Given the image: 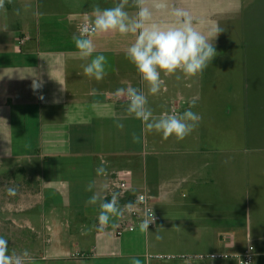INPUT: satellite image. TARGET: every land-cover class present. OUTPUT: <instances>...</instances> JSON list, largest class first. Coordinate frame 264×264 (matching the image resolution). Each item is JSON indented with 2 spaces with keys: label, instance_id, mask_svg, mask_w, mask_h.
Wrapping results in <instances>:
<instances>
[{
  "label": "crops",
  "instance_id": "crops-1",
  "mask_svg": "<svg viewBox=\"0 0 264 264\" xmlns=\"http://www.w3.org/2000/svg\"><path fill=\"white\" fill-rule=\"evenodd\" d=\"M118 2L5 0L0 8V165L5 170L14 166L8 169L14 178L22 173L40 185L39 199L24 221L36 234L29 241L35 247H27L28 264H133L134 260L152 264L149 259L157 255L143 253L163 243L169 247L159 255L174 254L178 245L207 248L205 254L235 253L253 245L256 264H264V160H252L256 171L245 175L233 172L238 164L233 158L225 164L226 171L219 161L211 166L201 159L196 166L213 172L191 169L182 174V158L176 157L187 140L165 141L153 131L155 139L149 143L146 123L127 112L126 97L116 95L117 89L130 85L148 98L147 85L125 56L134 36L92 37L93 57L107 58L106 75L96 81L83 74L82 65L89 60L81 58L72 36L84 20L91 21L95 5L105 9ZM243 4L244 0H168L169 10L188 11L203 32L215 25L227 29ZM125 10L132 17L137 12L131 0ZM154 20L167 22L169 17L156 13ZM181 77L165 78L171 84L188 81ZM34 78L43 81L35 92ZM175 98L182 97L150 95L147 107L156 118L167 109L168 114L180 115L176 111L180 100ZM116 122L124 127L118 129ZM133 135L138 138L135 143ZM204 150L208 149L199 151ZM200 152L196 150L197 155ZM102 162L106 174L97 175ZM176 170L179 175L173 176ZM89 182L95 184L91 192L85 191ZM121 182L127 190L121 189ZM240 187L246 190L242 194ZM141 193L150 196L159 214L155 227L142 233L138 226L117 236L116 228L128 218L125 210L99 229L100 203L116 194L118 207L125 209ZM93 194L97 204L89 206L86 201ZM179 228L186 229L182 238L174 234ZM117 253L119 260L110 263L109 255Z\"/></svg>",
  "mask_w": 264,
  "mask_h": 264
},
{
  "label": "rangeland",
  "instance_id": "rangeland-1",
  "mask_svg": "<svg viewBox=\"0 0 264 264\" xmlns=\"http://www.w3.org/2000/svg\"><path fill=\"white\" fill-rule=\"evenodd\" d=\"M243 7V11L233 15L231 22H227V29L215 42L217 55L202 74L188 79L184 84H171L162 74L164 81L158 94L182 97L174 99L180 100L176 109L178 114L187 110L190 102L195 100L192 111L201 117L192 133L184 139L187 141L183 142L182 152L176 157L182 158V174L191 169L192 173L213 172L196 166L201 159L210 161L211 166L219 161L223 163V171H226L225 164L229 158H233L238 162L233 166V172L239 175L256 171L251 165L252 160H264L261 159L264 158V0H244ZM176 75L183 76L177 72L171 76L172 79H176ZM165 111L167 113L169 109ZM146 139L149 143L155 139V133L148 128ZM204 147L208 150L201 153ZM196 150L200 155H197ZM5 168L0 165V236L9 241V251L23 252L27 247H35L29 241L36 234L28 230L24 221L27 219L26 212H31L28 211L30 207L33 211L39 199L40 185L22 173L14 178L8 170L14 166ZM178 175L179 171L176 170L173 176ZM10 188L15 190L14 196L8 194ZM245 191L239 188L240 194ZM179 195L182 197L183 192H179ZM185 231L182 228L175 229L174 234L182 238ZM223 236L225 242H229V234L224 232ZM163 245L148 247L143 255L164 254L165 247L169 246L166 243ZM178 246L181 247L174 251L176 255L209 252L207 248L183 249L182 245ZM109 257L110 263L119 260L118 253L110 254ZM149 260L152 264H237L236 260Z\"/></svg>",
  "mask_w": 264,
  "mask_h": 264
},
{
  "label": "clouds",
  "instance_id": "clouds-1",
  "mask_svg": "<svg viewBox=\"0 0 264 264\" xmlns=\"http://www.w3.org/2000/svg\"><path fill=\"white\" fill-rule=\"evenodd\" d=\"M130 0H119L115 6L101 9L99 5L93 7L92 19L79 26L77 33L72 39L78 49L81 58L89 60L82 65L83 74L96 81H101L105 75L107 58L104 55H96V46L92 37L104 34H116L121 36H134L135 40L126 49V59L135 67L141 81L147 85L150 95H156L161 90L162 74L164 77H171L177 72L183 74L184 79H192L211 64L217 55L215 39L225 31L219 25L212 26L207 32L198 29L194 24L191 14L180 8L169 10L168 0H131L132 6L137 9L134 17L125 10ZM5 0H0V8H3ZM156 13L167 14V22H156ZM19 15V10H17ZM90 58V59H89ZM182 77L176 75V79ZM43 81L34 78L32 89L42 88ZM118 97L124 96L127 99V112L136 119L146 123L149 131L161 134L162 139L167 141L174 137L177 142L184 140L195 129L201 117L192 111L196 101L192 100L189 108L182 114L174 112L156 118L153 112L147 107L148 98L144 92L133 86L119 88L116 90ZM43 100V96L39 97ZM118 129L124 127L123 123L116 122ZM138 138L133 135V142ZM97 175L106 174V168L102 165L96 169ZM94 182H89L85 191L91 192ZM8 194L14 196L15 190L10 188ZM98 197L93 194L86 204L94 206ZM143 203V197L135 202H129L125 209L118 207V197L113 194L111 200L100 203L98 215V227L103 230L108 226L112 217L123 216L124 211L133 212L137 205ZM154 215L149 214L139 224L140 232L148 231L149 225L154 223ZM157 239H160L157 235ZM29 253L27 250L17 252L9 251V241L0 236V264H28ZM133 264H139L134 260Z\"/></svg>",
  "mask_w": 264,
  "mask_h": 264
},
{
  "label": "built area",
  "instance_id": "built-area-1",
  "mask_svg": "<svg viewBox=\"0 0 264 264\" xmlns=\"http://www.w3.org/2000/svg\"><path fill=\"white\" fill-rule=\"evenodd\" d=\"M90 22V20L86 19L82 23ZM121 189L127 190L128 185L125 182H121ZM143 197V203H140L136 206L133 212H128V218L126 220L121 221V224L116 228V235L122 236L128 232H133L139 226L142 219H144L147 215H154V223L149 225V229L155 227L159 220V214L152 207L150 196L146 193L139 194L135 201L139 198ZM134 201V202H135ZM132 220V221H131ZM80 257H85V254H78ZM154 258H159L164 261L167 260H183V261H198V260H236L237 264H256V248L253 245L248 246L243 251L235 252V253H212V254H168V255H157Z\"/></svg>",
  "mask_w": 264,
  "mask_h": 264
}]
</instances>
